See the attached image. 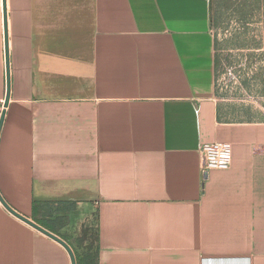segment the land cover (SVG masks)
Listing matches in <instances>:
<instances>
[{
	"label": "crops",
	"instance_id": "0c3cea01",
	"mask_svg": "<svg viewBox=\"0 0 264 264\" xmlns=\"http://www.w3.org/2000/svg\"><path fill=\"white\" fill-rule=\"evenodd\" d=\"M6 12L4 107L0 0V192L16 211L96 214V264H264V119L217 97L212 0H6ZM213 141L233 159L205 175L199 148ZM0 264L72 261L0 203Z\"/></svg>",
	"mask_w": 264,
	"mask_h": 264
},
{
	"label": "rangeland",
	"instance_id": "374dc122",
	"mask_svg": "<svg viewBox=\"0 0 264 264\" xmlns=\"http://www.w3.org/2000/svg\"><path fill=\"white\" fill-rule=\"evenodd\" d=\"M216 39L217 97L264 119V0H212ZM55 217L63 232L80 237L83 248L97 244V215ZM52 220V219H51ZM59 220V221H58ZM64 225V226H63Z\"/></svg>",
	"mask_w": 264,
	"mask_h": 264
},
{
	"label": "water",
	"instance_id": "95a60500",
	"mask_svg": "<svg viewBox=\"0 0 264 264\" xmlns=\"http://www.w3.org/2000/svg\"><path fill=\"white\" fill-rule=\"evenodd\" d=\"M3 1H4V35H5L6 76H7L6 77V79H7V90H6V97H5L4 107H7L8 103H9L10 95H11V76H10V64H9V39H8L6 0H3ZM4 117H5V111L2 112L1 118H0V133H1L2 126H3ZM0 203L9 212H11L13 215L18 217L23 222L29 224L30 226H32L36 230L42 232L43 234H45V235L49 236L50 238L54 239L55 241L61 243L66 248V250L68 251V253L70 255V258H71V261H72V264H77V258H76L75 252H74L73 248L71 247V245L64 238H62L58 234L50 231L49 229H47L46 227L42 226L41 224L35 222L33 219H31V218H29L27 216H24L21 213H19L18 211H16L6 201V199L2 196L1 192H0Z\"/></svg>",
	"mask_w": 264,
	"mask_h": 264
},
{
	"label": "trees",
	"instance_id": "16d2710c",
	"mask_svg": "<svg viewBox=\"0 0 264 264\" xmlns=\"http://www.w3.org/2000/svg\"><path fill=\"white\" fill-rule=\"evenodd\" d=\"M43 203H45L46 205L48 204L47 202H41V201H36V200L33 201V214H34L35 220L37 218L36 221L39 224H41L42 226L46 227L50 231L57 234L59 233L58 232L59 230L51 228L54 222L53 220L48 219V217H50L52 214L46 210V212L43 215H41V212L43 209L42 208ZM38 216H41V217L38 219ZM60 219L63 220L64 217H61ZM60 235L74 248L80 264H96L98 260V256H99L98 244H96L94 247L83 248L81 246L79 236L75 234H69V233L60 234Z\"/></svg>",
	"mask_w": 264,
	"mask_h": 264
},
{
	"label": "built area",
	"instance_id": "2783aa9c",
	"mask_svg": "<svg viewBox=\"0 0 264 264\" xmlns=\"http://www.w3.org/2000/svg\"><path fill=\"white\" fill-rule=\"evenodd\" d=\"M201 167L206 175L211 169H228L233 159V147L227 141H213L201 144L199 148Z\"/></svg>",
	"mask_w": 264,
	"mask_h": 264
}]
</instances>
